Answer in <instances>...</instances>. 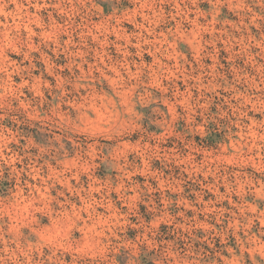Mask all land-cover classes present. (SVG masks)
Returning a JSON list of instances; mask_svg holds the SVG:
<instances>
[{"label":"rangeland","instance_id":"rangeland-1","mask_svg":"<svg viewBox=\"0 0 264 264\" xmlns=\"http://www.w3.org/2000/svg\"><path fill=\"white\" fill-rule=\"evenodd\" d=\"M264 264V0H0V264Z\"/></svg>","mask_w":264,"mask_h":264},{"label":"trees","instance_id":"trees-1","mask_svg":"<svg viewBox=\"0 0 264 264\" xmlns=\"http://www.w3.org/2000/svg\"><path fill=\"white\" fill-rule=\"evenodd\" d=\"M152 264V263H151Z\"/></svg>","mask_w":264,"mask_h":264}]
</instances>
